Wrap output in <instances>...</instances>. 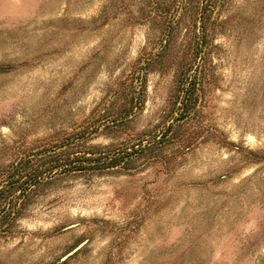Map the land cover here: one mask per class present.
<instances>
[{
	"label": "rangeland",
	"instance_id": "obj_1",
	"mask_svg": "<svg viewBox=\"0 0 264 264\" xmlns=\"http://www.w3.org/2000/svg\"><path fill=\"white\" fill-rule=\"evenodd\" d=\"M0 192V264H264V0H0Z\"/></svg>",
	"mask_w": 264,
	"mask_h": 264
},
{
	"label": "trees",
	"instance_id": "obj_2",
	"mask_svg": "<svg viewBox=\"0 0 264 264\" xmlns=\"http://www.w3.org/2000/svg\"><path fill=\"white\" fill-rule=\"evenodd\" d=\"M111 161H112V160H111ZM111 161H110V162H111ZM113 161H114V160H113ZM0 193H1V192H0Z\"/></svg>",
	"mask_w": 264,
	"mask_h": 264
}]
</instances>
